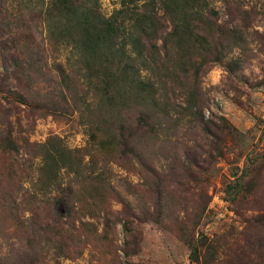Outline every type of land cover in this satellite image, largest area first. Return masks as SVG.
I'll use <instances>...</instances> for the list:
<instances>
[{"label": "rangeland", "instance_id": "1", "mask_svg": "<svg viewBox=\"0 0 264 264\" xmlns=\"http://www.w3.org/2000/svg\"><path fill=\"white\" fill-rule=\"evenodd\" d=\"M121 2L101 0L103 14L110 17ZM203 2L204 18L214 26L212 32L209 25L192 28L194 44L183 50L188 54H178L176 41L168 46L157 41L176 73L171 74L186 86L176 88L182 93L177 104L185 107L183 95L198 92L203 117L178 127L169 141L161 131L156 156L135 158L104 154L90 142L88 122L71 114L76 105L56 66L69 70L73 57L69 48L56 51L48 44L47 22L33 11L39 2L0 0V143L11 137L22 148L15 158L0 147V264H201L191 260L193 237L220 246L215 264H264V0ZM162 21L166 36L172 27L165 15ZM17 59L23 69L15 66ZM62 96L67 103L59 107ZM205 124L210 134L202 129ZM54 136L71 150L92 154L97 174L109 160L107 188L95 180L85 184L73 220L65 204L48 200L58 197L57 190L48 204L42 195L36 203L23 200L37 192L29 174L37 176L40 161L30 170L31 154L22 144H43ZM37 151L32 148V155ZM142 160L152 162L155 172ZM17 161L21 175L8 180ZM81 171L87 178L91 166ZM71 182L73 175L63 173L59 188ZM29 212L43 225L56 214L70 222L49 245L60 243L68 258L30 250L21 224V213Z\"/></svg>", "mask_w": 264, "mask_h": 264}, {"label": "trees", "instance_id": "2", "mask_svg": "<svg viewBox=\"0 0 264 264\" xmlns=\"http://www.w3.org/2000/svg\"><path fill=\"white\" fill-rule=\"evenodd\" d=\"M37 1L40 4L39 10L33 11L40 12L39 16H44L47 22L48 44L56 51L60 50L59 46L69 48L73 57L72 62L69 60V70L67 67L56 66L60 81L68 84L66 91L76 105L71 114L78 113L81 119L88 122L90 142L104 154L113 156L119 152L123 157H155V142L161 131L166 141H169L178 127L196 125L203 117L204 109L198 100V92L183 95L187 104L185 107L177 104L176 100L182 93H177L176 88L184 89L186 86L172 75L176 73L172 72V68L159 53L157 41L163 39L165 46L176 41L178 54H188L183 50L186 45L194 44L192 28L206 29L209 25L212 32L214 23L204 18V10L208 8L206 2L122 0L120 9L107 17L102 12L101 0ZM208 11L217 15L213 9ZM163 15L172 27L166 36L163 31L166 27L162 21ZM14 63L18 69H23L22 61L17 59ZM36 63L35 58L33 64ZM66 100L62 96L59 107H62L63 102L67 103ZM202 129L211 133L207 124L202 125ZM0 147L15 158L22 149L11 137L5 139V144L0 143ZM22 147L31 154L28 160L30 170L36 165V160L40 161L36 167L37 176L29 174L37 192L24 195L23 200L26 202L36 203L42 195L44 203H47L51 192L57 190L55 194L59 193L56 194L58 197L50 196L48 200L53 205L65 204L68 209L67 218L73 220L74 205L85 184L92 186L91 180H95L102 184L100 189L107 188L105 180L111 175L107 163L109 160L104 162L97 174V162L92 154H85L84 148L71 150L63 141L59 142L57 136L38 145L25 141ZM35 147L38 151L32 155V148ZM86 157H89L88 163ZM142 162L146 170L155 172L152 162ZM19 166L17 161L8 180L21 175ZM86 166H91L92 170L87 178L81 171ZM63 173L72 174L73 182L59 188ZM21 203L22 200L18 202L19 205ZM21 214L22 229L29 233L31 240L28 245L35 255L54 251L56 259L67 257L60 252V243L59 247L52 249L49 245L54 239L59 240L53 234L63 230L64 225L70 226V222L64 223L56 214L50 224L43 225L38 215ZM200 219L201 214L196 217L195 228ZM188 245L192 249L193 262L215 264L218 261L220 246L209 242L206 237L197 240L193 237L189 239ZM209 253L212 255L209 256Z\"/></svg>", "mask_w": 264, "mask_h": 264}]
</instances>
